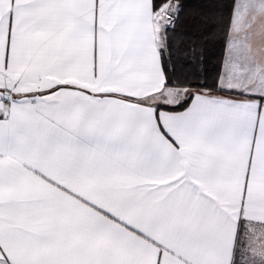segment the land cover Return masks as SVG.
Segmentation results:
<instances>
[{
    "label": "snow or ice",
    "instance_id": "snow-or-ice-1",
    "mask_svg": "<svg viewBox=\"0 0 264 264\" xmlns=\"http://www.w3.org/2000/svg\"><path fill=\"white\" fill-rule=\"evenodd\" d=\"M0 264H264V0H0Z\"/></svg>",
    "mask_w": 264,
    "mask_h": 264
}]
</instances>
